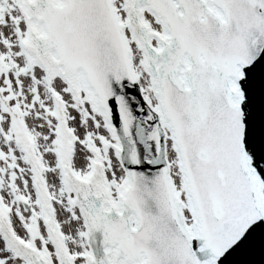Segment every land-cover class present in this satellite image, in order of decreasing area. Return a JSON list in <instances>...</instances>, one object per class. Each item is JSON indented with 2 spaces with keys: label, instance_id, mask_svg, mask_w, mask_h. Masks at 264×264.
Listing matches in <instances>:
<instances>
[{
  "label": "snow or ice",
  "instance_id": "1",
  "mask_svg": "<svg viewBox=\"0 0 264 264\" xmlns=\"http://www.w3.org/2000/svg\"><path fill=\"white\" fill-rule=\"evenodd\" d=\"M0 264H264V0H0Z\"/></svg>",
  "mask_w": 264,
  "mask_h": 264
},
{
  "label": "water",
  "instance_id": "2",
  "mask_svg": "<svg viewBox=\"0 0 264 264\" xmlns=\"http://www.w3.org/2000/svg\"><path fill=\"white\" fill-rule=\"evenodd\" d=\"M255 258H256V259H259V256L257 255Z\"/></svg>",
  "mask_w": 264,
  "mask_h": 264
}]
</instances>
